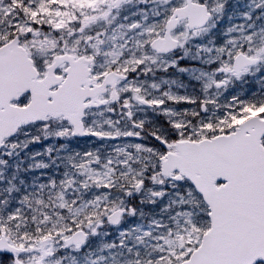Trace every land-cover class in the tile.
Listing matches in <instances>:
<instances>
[{"label":"snow or ice","instance_id":"6c2138e0","mask_svg":"<svg viewBox=\"0 0 264 264\" xmlns=\"http://www.w3.org/2000/svg\"><path fill=\"white\" fill-rule=\"evenodd\" d=\"M0 264H264V0H0Z\"/></svg>","mask_w":264,"mask_h":264}]
</instances>
